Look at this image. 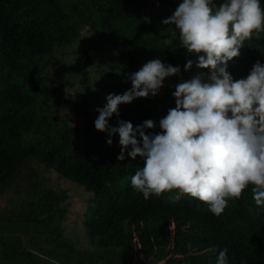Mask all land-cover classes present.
<instances>
[{
	"label": "trees",
	"instance_id": "16d2710c",
	"mask_svg": "<svg viewBox=\"0 0 264 264\" xmlns=\"http://www.w3.org/2000/svg\"><path fill=\"white\" fill-rule=\"evenodd\" d=\"M214 2L219 5L224 0ZM260 2L264 7V0ZM69 17L66 8L52 0H0V197L14 179V166L7 159H13V163L42 162L62 178L94 194L83 214L85 236L97 249L113 252L119 260L115 264L132 263V236L136 237L138 251L144 257L154 255L156 261L164 260L163 264H216L219 252L225 248L228 264H264V220L242 223L246 214L264 213V206L255 205L251 186L240 199L229 200L219 217L206 204L189 196H182L176 203L168 200L175 193L145 199L131 185V177L144 166L145 158L132 159L125 153V160L118 161L121 149L118 133L111 136V145L106 143L109 139L106 132H102L101 140L94 138L98 116L85 120L83 125L89 135L77 140L74 128L59 127L46 111H38L37 95L42 96L46 89L62 91L46 81L44 57L52 51L62 34V24ZM84 23L97 34H109L114 42L132 49L125 54L124 72L113 86L116 95H122L132 87L130 75L140 70L141 59L134 52L150 47L146 26L123 6L103 5L96 6ZM170 37L171 34L156 35L154 39ZM258 47V42L247 40L240 55L228 62L227 70L233 80L246 78L257 61L264 64L252 53ZM189 59L195 61L197 57L180 47L178 56L160 60L180 68L179 74L170 76L173 80L181 83L201 72L207 81L210 69H198L193 64L190 70H184ZM62 103L76 114L86 115L90 111L87 100L76 102L63 97ZM119 113L109 119L111 127H118L119 121L131 122L135 127L152 119L157 126L146 131H161L159 110L151 96L119 105ZM159 200L164 202L165 209H159ZM228 217L235 221L229 224ZM12 219L0 211V220ZM26 219L40 221L28 215ZM227 228L231 231L220 236L219 232ZM65 246L70 248L66 243ZM80 255L76 251L72 257L80 259ZM23 262L39 264L31 252H22L19 236L0 241V264Z\"/></svg>",
	"mask_w": 264,
	"mask_h": 264
},
{
	"label": "clouds",
	"instance_id": "9594fccd",
	"mask_svg": "<svg viewBox=\"0 0 264 264\" xmlns=\"http://www.w3.org/2000/svg\"><path fill=\"white\" fill-rule=\"evenodd\" d=\"M162 23L175 29L166 46L173 45L178 32L180 46L197 57L184 70L193 64L210 69L207 81L197 72L175 86V107L160 119L159 133L146 131L157 126L152 119L135 127L128 121L111 127L109 119L119 116V105L156 96L166 77L180 73L178 66L150 60L130 75V90L109 94L106 105L96 109V130L108 133V145L119 134L118 161L125 160V153L145 158L131 177L132 187L145 199L175 193L168 200L176 203L189 196L219 217L229 200L240 199L251 186L255 205L264 206V64L257 61L238 80L227 70L244 42L264 33V7L260 0H224L219 5L214 0H182ZM227 252H219L216 264H228Z\"/></svg>",
	"mask_w": 264,
	"mask_h": 264
},
{
	"label": "rangeland",
	"instance_id": "374dc122",
	"mask_svg": "<svg viewBox=\"0 0 264 264\" xmlns=\"http://www.w3.org/2000/svg\"><path fill=\"white\" fill-rule=\"evenodd\" d=\"M62 4L70 17L62 24V34L55 41L50 54L44 57L46 81L62 88L61 92L46 89L37 95L39 112L48 114L59 127L74 128L75 139H86L89 135L84 127L85 120L99 116L97 108H103L109 94L116 95L114 84L125 69V54L131 48L114 42L109 34H97L84 23L96 6L124 7L141 19L146 26V38L150 42L148 50H138L141 67L153 59L175 57L179 54L178 35L172 46L164 44L165 38L155 40L156 35L171 34L174 26L165 25L163 20L170 17L182 0H52ZM178 33V32H177ZM259 47L253 55L264 61V33L259 39ZM250 40V41H251ZM247 41V40H246ZM245 41V42H246ZM143 63V65H142ZM229 71V70H228ZM230 72V71H229ZM210 75V74H209ZM180 81L166 77L159 93L152 102L159 110V118L167 115L168 109L175 107L172 93ZM76 102L90 103L88 114H76L63 103V97ZM66 95V96H65ZM94 138L101 140L102 132L93 131ZM14 166V179L10 187L0 197V211L10 215L12 221L0 220V241L20 237L22 252L29 251L39 264H115L119 262L113 252L97 249L87 240L83 229V214L94 194L84 186L70 182L59 176L52 168L38 161L7 159ZM8 162H6L8 164ZM163 198V196H160ZM159 209H165L159 200ZM38 217L40 221H28L26 216ZM229 224L235 221L228 217ZM264 220V213L246 214L243 224ZM58 222V224H57ZM59 226V229H57ZM173 228V223L170 224ZM231 228L219 235H227ZM133 260L131 264H163L154 255L144 257L138 251L136 237H131ZM70 245V248L65 246ZM81 252L80 259L72 257ZM23 264H26L23 262Z\"/></svg>",
	"mask_w": 264,
	"mask_h": 264
}]
</instances>
